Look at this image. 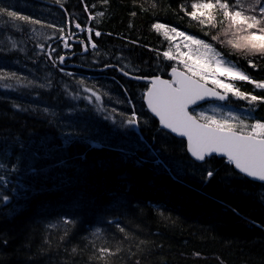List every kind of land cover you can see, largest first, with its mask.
<instances>
[{"label":"trees","instance_id":"obj_1","mask_svg":"<svg viewBox=\"0 0 264 264\" xmlns=\"http://www.w3.org/2000/svg\"><path fill=\"white\" fill-rule=\"evenodd\" d=\"M177 2L185 0H2L0 6L9 5L41 23L0 17V74H5L0 79V162L18 163L19 168L8 177L9 184L0 183V197H10L6 205L0 199V264H264V188L259 183L236 174L219 158L190 166L181 140L161 131L150 114L142 116L146 124L115 138L110 147L104 136L61 147L64 129L55 121L46 123L36 110L52 107L67 113L64 87L75 89V82L85 78L86 85L100 89L109 112L130 110L121 86L138 113L147 111L141 99L145 84L122 77L116 68L129 64L140 69L136 74L168 78V62L149 50L168 46L151 30L154 22L179 24L181 30L207 39L196 24L188 27L186 20L180 21ZM76 23L102 33L92 35L96 50H90L88 33L80 34ZM61 27L64 33L55 30ZM38 29L44 35L31 38L30 31ZM69 31L78 36L66 37ZM61 36L68 39V48ZM11 41L17 43L12 53L5 47ZM39 45L45 52L55 49L53 57H65L59 65L63 72L52 67ZM229 58L253 78L264 79V60L253 58L259 70H252L242 56ZM48 80L52 88L33 86ZM237 86L252 90L244 82ZM71 103L85 109L87 102ZM14 104L31 110L19 111ZM233 107L247 114L245 102L234 101ZM251 117L264 119V105ZM178 167L183 169L180 176L174 171ZM209 167L214 176L204 180L202 168ZM0 175H6L3 169ZM66 214L77 216L74 227L62 223ZM116 221L125 233L117 231ZM100 246L121 251L102 261L96 258Z\"/></svg>","mask_w":264,"mask_h":264},{"label":"snow or ice","instance_id":"obj_2","mask_svg":"<svg viewBox=\"0 0 264 264\" xmlns=\"http://www.w3.org/2000/svg\"><path fill=\"white\" fill-rule=\"evenodd\" d=\"M59 2L60 0H57V3ZM103 3L107 4L108 0H103ZM157 6V3H153L152 8L156 9ZM10 8L9 5L0 6V17L6 16L12 21L20 20L31 24L41 23L40 20L20 15ZM175 9L180 14V21L186 20L188 27L196 24L203 37L207 39L190 34L187 28L181 30L179 24L172 26L168 23L154 22L151 25V30L161 34L168 44L163 51L149 49L156 52L157 60L163 57V60L168 62V78L165 79L159 74L150 76L136 74L140 69L130 67L129 64H124L119 69L121 75L130 81H145L141 99L147 111L138 113L132 98L127 96V89L121 86L130 110L117 112L112 108L109 112L102 103L100 89L95 85H86L85 78L75 82V89L64 87L63 95L68 100L65 104L67 113L61 110L58 114L52 107L36 110L45 116L46 123L53 125L55 121L56 125L64 129L60 133L63 137L61 147L90 141L100 136L105 137V146L110 147L115 138L125 137L130 130L138 129L142 123L146 124L147 120H142V116H148L150 113L152 117L158 118L160 130L166 135L174 134L182 138L181 143L189 156L190 166L194 167L197 164L203 166L218 157L225 167L230 166L236 174L250 182H258L259 186L264 188V119L251 117L253 111L264 105V79L253 78L229 58L242 56L248 68L259 70L253 58L264 60V0H185L177 2ZM84 11H88L87 6L84 7ZM103 15V12L98 13L100 17ZM132 15L135 16L136 13L133 12ZM88 18L95 19L92 16ZM47 27L55 28L52 24ZM75 28L88 33V42L91 48L96 50L97 45L92 42V35L94 33L96 37H100L102 33L94 31L92 27L85 29L80 23H76ZM55 30L59 33L65 32L62 27ZM73 35L71 31L65 33L69 38ZM65 36L59 39L63 41V47L68 48L69 43ZM80 43L84 46V51H87V45H84L83 41ZM130 43L136 44L137 41ZM5 47L12 53L17 50V43L11 41L10 45ZM39 48L51 61L52 67L58 68L60 72L64 71L59 67L64 63L63 55L53 57L55 49L49 47L45 52L44 45H39ZM3 53L4 49L0 48V55ZM120 59L123 60V57ZM4 75L0 74V79H3ZM11 77L21 79L16 73H11ZM239 82L251 85L252 90L242 91L237 86ZM33 86L52 88V83L48 80L46 84ZM256 90H259L260 94H256ZM71 101L87 103L85 109H78ZM234 101L246 103L248 106L246 115H241L234 109ZM205 104L211 106L206 109ZM13 107L23 112L31 110L15 104ZM96 117L100 119L97 120ZM20 147L23 150L25 146L21 144ZM121 151L123 155H127ZM159 163L165 164L162 160ZM0 169L6 174L0 175V183L4 185L10 183L9 176L19 171L18 163H11L9 166L5 162H0ZM166 170L173 171L167 167ZM30 171L35 174L37 169L33 167ZM174 171L177 176L183 174V169L179 167ZM213 176L212 168H202L204 180H210ZM16 190L13 188V191ZM0 199L6 205L10 197L3 195ZM261 199L264 200V196ZM62 223L74 227L77 224V216L66 214L62 218ZM108 223L111 226L113 222ZM115 228L119 233H125V229L118 221L115 222ZM98 231L93 235H97ZM64 235H68L67 228ZM120 251L119 247L113 251L111 247L100 246L96 258L103 261L107 256H114ZM72 253H76L75 248L72 249Z\"/></svg>","mask_w":264,"mask_h":264},{"label":"bare ground","instance_id":"obj_3","mask_svg":"<svg viewBox=\"0 0 264 264\" xmlns=\"http://www.w3.org/2000/svg\"><path fill=\"white\" fill-rule=\"evenodd\" d=\"M38 31H39V29H38ZM30 35L32 36L31 38H37L39 35H37L36 33H32L31 31H30ZM43 35V34H42ZM42 37V36H41ZM117 69V71H118V73H119V75H121V73H120V71H119V68H116ZM106 69H104V71H105ZM122 76V75H121ZM123 77V76H122ZM125 78V77H124ZM165 79H167V78H165ZM135 82H138V83H144L145 84V82L144 81H135Z\"/></svg>","mask_w":264,"mask_h":264},{"label":"rangeland","instance_id":"obj_4","mask_svg":"<svg viewBox=\"0 0 264 264\" xmlns=\"http://www.w3.org/2000/svg\"><path fill=\"white\" fill-rule=\"evenodd\" d=\"M41 29H39V31L38 32H36V34L37 35H39L38 37H41L42 36V34L44 33V32H42V31H40ZM44 35V34H43ZM211 105H209V106H207V107H205L206 109L207 108H209ZM241 113H245V112H241Z\"/></svg>","mask_w":264,"mask_h":264},{"label":"water","instance_id":"obj_5","mask_svg":"<svg viewBox=\"0 0 264 264\" xmlns=\"http://www.w3.org/2000/svg\"><path fill=\"white\" fill-rule=\"evenodd\" d=\"M145 82V81H144ZM158 119V118H157ZM173 136H175L174 134H172ZM176 137V136H175ZM177 138H180V137H177ZM182 139V138H181ZM256 183H258V182H256Z\"/></svg>","mask_w":264,"mask_h":264}]
</instances>
